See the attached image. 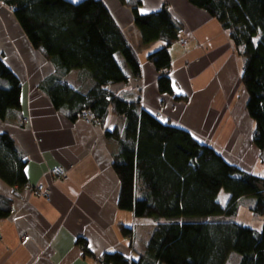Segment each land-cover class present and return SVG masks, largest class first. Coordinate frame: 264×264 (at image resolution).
Segmentation results:
<instances>
[{"label":"trees","instance_id":"trees-1","mask_svg":"<svg viewBox=\"0 0 264 264\" xmlns=\"http://www.w3.org/2000/svg\"><path fill=\"white\" fill-rule=\"evenodd\" d=\"M216 18L229 32L245 59L241 82L248 95L247 112L255 128L252 144L264 162V0H189ZM16 17L32 47L56 66L54 77L43 82L54 107L72 121L84 110L102 123L109 106L125 121L123 133L107 132L118 141L113 167L121 181L119 208L138 218L159 221L146 251L137 260L121 253L106 254L105 264H264V225L261 232L231 220L240 201L253 198L251 211L264 216V176L230 164L212 146L198 141L190 131L160 120L140 100L128 101L110 90L129 81L118 56L132 77L142 75L140 60L102 0H0ZM141 2H131L135 24L144 44L166 46L149 56L160 72L158 89L175 95L170 77V47L178 40L180 22L168 8L152 14L140 12ZM74 70L92 85L78 91L64 82ZM21 82L0 57V119L12 117V101ZM27 160L15 139L0 133V179L20 189L28 185ZM224 191L230 197L219 201ZM12 201L0 195V219L12 214ZM133 229L122 228L131 237ZM79 243L85 245L83 239Z\"/></svg>","mask_w":264,"mask_h":264},{"label":"crops","instance_id":"crops-1","mask_svg":"<svg viewBox=\"0 0 264 264\" xmlns=\"http://www.w3.org/2000/svg\"><path fill=\"white\" fill-rule=\"evenodd\" d=\"M102 1L142 66L141 77L134 78L118 56L131 78L110 90L128 101L140 100L160 120L190 131L216 151L235 154L245 136L251 135L252 129L254 133L255 125L247 112L248 95L241 82L245 59L229 32L189 0H138L142 14L166 7L182 25L178 40L170 47L175 95L188 99L178 102L174 95L160 93V72L149 61L166 42L143 43L131 7L133 0ZM180 36L188 40L187 45L180 43ZM0 57L21 82L12 101L11 119H0V133L15 139L27 160L28 176L23 189L0 179V195L12 201L14 211L0 219V264H105L104 256L112 253L137 260L159 221L138 218L119 208L121 181L113 158L120 147L107 132L123 133L124 119L113 106L102 123L91 125L80 118L72 121L57 110L40 88L54 77L56 66L32 47L14 13L1 3ZM64 82L83 92L92 85L78 70L69 73ZM258 153L251 143L246 155L250 163L258 164ZM56 167L64 169L66 176L55 177L52 170ZM40 184L51 191L49 200L28 190ZM123 227L133 229V235L125 236Z\"/></svg>","mask_w":264,"mask_h":264},{"label":"rangeland","instance_id":"rangeland-1","mask_svg":"<svg viewBox=\"0 0 264 264\" xmlns=\"http://www.w3.org/2000/svg\"><path fill=\"white\" fill-rule=\"evenodd\" d=\"M246 135V134H245ZM253 137V129L251 130V135L245 136L244 142H242V147L235 153H220L225 160H227L230 164L241 166L243 169L248 170L254 174H258L260 176H264V162L260 159V154L258 153V164L254 165L250 163L246 157L247 152L250 150V146L252 143ZM230 195L222 191L219 195V201L222 205H225L229 199ZM254 204L253 198H244L240 201V209L237 216L233 217L231 220L244 224L246 226L251 227L253 230L257 232H261L264 225V216H256L251 211V207ZM239 260V256L237 254H233L229 264H237Z\"/></svg>","mask_w":264,"mask_h":264},{"label":"built area","instance_id":"built-area-1","mask_svg":"<svg viewBox=\"0 0 264 264\" xmlns=\"http://www.w3.org/2000/svg\"><path fill=\"white\" fill-rule=\"evenodd\" d=\"M179 41L182 45H187L188 44V40L184 37L179 38ZM79 118L82 119L86 124H95V114L90 111V110H84L80 115ZM52 174L55 177L58 178H63L66 176V171L64 169H62L61 167H56L52 170ZM28 190L31 192V194L37 196V197H41L44 199L49 200L51 198V191L49 189H47L43 184L37 185L35 187H29ZM12 213H14V211H12ZM26 239H28V237H26Z\"/></svg>","mask_w":264,"mask_h":264}]
</instances>
